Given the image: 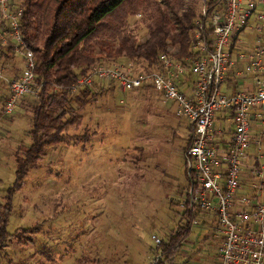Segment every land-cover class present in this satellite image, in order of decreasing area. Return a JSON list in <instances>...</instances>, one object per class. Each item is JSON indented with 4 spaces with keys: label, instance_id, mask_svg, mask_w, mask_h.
<instances>
[{
    "label": "rangeland",
    "instance_id": "374dc122",
    "mask_svg": "<svg viewBox=\"0 0 264 264\" xmlns=\"http://www.w3.org/2000/svg\"><path fill=\"white\" fill-rule=\"evenodd\" d=\"M203 2L170 0L179 14L194 9L190 35ZM158 10L170 13L163 0H128L110 19L123 27L102 39L114 48L121 35L142 44ZM0 55L7 78L22 73L24 60L6 49ZM103 56L99 63L147 69L142 62ZM92 90L95 96L80 112V124L66 132L78 140L50 148L15 192L8 238L0 239V264H150L155 256L151 238L167 240L179 225L178 202L188 180L183 153L192 134L188 121L177 116L172 100L152 88L121 94L114 85L102 84ZM5 96L0 84V217L15 182V158L31 144L25 105L35 98L24 97L11 115L1 116ZM83 135L90 138L85 143ZM211 231L201 222L194 227L175 264H215L218 240Z\"/></svg>",
    "mask_w": 264,
    "mask_h": 264
},
{
    "label": "built area",
    "instance_id": "2783aa9c",
    "mask_svg": "<svg viewBox=\"0 0 264 264\" xmlns=\"http://www.w3.org/2000/svg\"><path fill=\"white\" fill-rule=\"evenodd\" d=\"M20 3L0 0V51L25 62L13 78L0 66L6 88L1 116L40 88L33 53L21 35ZM191 40L187 58L162 53L156 67L138 72L133 63L93 64L70 92L78 97L112 84L121 94L152 88L172 100L177 116L192 128L183 153L188 180L181 213L194 215L191 229L201 222L212 230L215 264H264V0H204ZM151 239L155 247L162 242Z\"/></svg>",
    "mask_w": 264,
    "mask_h": 264
},
{
    "label": "trees",
    "instance_id": "16d2710c",
    "mask_svg": "<svg viewBox=\"0 0 264 264\" xmlns=\"http://www.w3.org/2000/svg\"><path fill=\"white\" fill-rule=\"evenodd\" d=\"M127 1L21 0V35L26 47L33 53L35 81L40 88L34 102L25 105L27 113H30L28 134L31 144L22 157L15 158V182L7 190L5 211L0 217L1 240L8 238L6 227L12 210V198L21 188L28 172L38 168L50 148L78 140L66 132L80 124V112L95 96L86 89L78 97H72L70 90L81 73L99 63L103 55L106 60L122 57L131 62H142L147 68L156 67L159 55L169 54V48L174 52L170 55L178 61L191 55L190 31L192 20L196 17L195 11L188 9L179 14L170 0H163V3H166L171 15L158 10L148 38L142 44H136L127 35L120 36L117 48L104 41L105 33L115 32V35L123 27L119 22L111 23L110 19ZM80 139L85 143L90 138L83 135ZM188 140L189 146L191 141ZM194 218L192 214H180L179 225L167 240H162L155 247L153 253L160 258L153 264H175L183 243L192 232L191 222ZM32 229L34 234L38 233L37 228Z\"/></svg>",
    "mask_w": 264,
    "mask_h": 264
},
{
    "label": "crops",
    "instance_id": "0c3cea01",
    "mask_svg": "<svg viewBox=\"0 0 264 264\" xmlns=\"http://www.w3.org/2000/svg\"><path fill=\"white\" fill-rule=\"evenodd\" d=\"M232 90H233V89H231V88L227 89L228 92H231Z\"/></svg>",
    "mask_w": 264,
    "mask_h": 264
}]
</instances>
